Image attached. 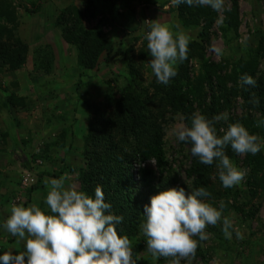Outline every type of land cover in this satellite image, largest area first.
I'll list each match as a JSON object with an SVG mask.
<instances>
[{
	"label": "rangeland",
	"instance_id": "obj_1",
	"mask_svg": "<svg viewBox=\"0 0 264 264\" xmlns=\"http://www.w3.org/2000/svg\"><path fill=\"white\" fill-rule=\"evenodd\" d=\"M10 1L17 9L15 36L27 45L28 54L17 70L0 68V255L5 251H13V254L24 251V241L11 236L2 227L10 215L12 203L25 207L36 203L48 213L44 203L46 181L65 174L66 186L74 185L80 190L77 179L78 171L83 167V138L91 119L85 108L86 103H99L107 94L116 97L121 95L128 79L124 58L128 56L129 62L138 67L143 78L141 88L147 89L149 96L155 92L152 85L163 87L156 81L147 63L151 59L145 39L150 30L147 21L157 20L168 25L174 33L183 32L190 42L199 41L198 35L205 24L203 17L197 19L196 16H188V22L184 24L177 15V6L171 0H115L111 13L98 15L93 23L86 25H94L102 33L101 37L108 46L106 49L110 50L109 56L106 51L100 53L95 70L87 71L77 66L76 47L66 44L54 28L59 11L69 3L81 8V0ZM96 1L99 2L98 8L105 11L104 8L108 6H104L100 0ZM234 2L238 17L236 31L235 27H227L224 22V12L230 10ZM32 4H36L35 9L39 6L38 9L35 13H27L25 8L31 9ZM190 7L194 8L193 12L203 7L214 13L204 60L223 64V74L227 75L222 84L225 90L229 92L232 88L234 81L231 72L234 68L256 57V78H261L260 96L264 98V0H224V7L220 11L198 4ZM49 54L52 62L49 72H46L41 60ZM179 65H189L191 82L202 77L201 63L196 58L190 59L187 64H178L177 69ZM236 81L235 86H240V79ZM206 92L203 84L202 94ZM10 96L18 99L20 104H6ZM225 113L228 120L219 121V129H226L232 117L242 119L246 115L255 122L254 129L262 144L258 153L264 160V125L256 126L258 121L264 120L261 114L251 109L248 111L240 97L220 115ZM182 123V117L177 115L162 126L161 145L165 152L166 168L160 171L154 168L153 161L149 162L152 174L146 179L150 186L143 189L139 197L143 205L149 203L152 195L169 188L183 187L186 192L193 190L191 181L186 178V170L191 162L190 149L175 136L176 129ZM231 153L233 156L229 158L234 165L246 170L245 179L232 188H225L215 166L209 182L216 193L202 199L214 207L223 201L228 206L236 203L235 206L239 208L244 204L245 212L249 209H258V212L253 219L247 220L235 212L223 210V215L229 217L233 224L231 238L224 236L222 222L215 226L209 225L206 228L208 238L199 241L204 257L192 259L191 264H264V190H257L258 195L252 199L246 186L251 176L250 168L245 165L246 155ZM53 175L58 176L54 178ZM256 177L264 181V166ZM133 178L139 181L140 175L133 174ZM32 186H37V189L30 192ZM226 192L228 195H222ZM139 239H143L142 243L146 245L147 238L142 231L137 239L131 240L132 245ZM169 259L154 257L147 251L135 260L137 264H168ZM181 264L187 262L181 261Z\"/></svg>",
	"mask_w": 264,
	"mask_h": 264
},
{
	"label": "trees",
	"instance_id": "obj_2",
	"mask_svg": "<svg viewBox=\"0 0 264 264\" xmlns=\"http://www.w3.org/2000/svg\"><path fill=\"white\" fill-rule=\"evenodd\" d=\"M81 3V8L71 3L62 8L56 17L54 28L66 44L76 47L77 66L92 71L98 66L96 64L100 53L106 51L109 56L110 50L106 49L108 46L106 47V41L101 37L102 33L94 25L91 27L86 25L93 23L98 15L111 13L115 0H100V3L108 6L104 8L105 11L98 8L99 2L96 0H81ZM233 4L230 10L224 12V22L227 27L231 25L235 27L236 31L238 17L237 10L234 8L235 2ZM35 6L36 4H32V8H25V11L35 13L39 7L35 9ZM193 9L186 3L177 6V15L184 24H187L188 16H196L197 19L203 17L205 22L198 35L199 41L189 43L188 58L183 62L187 64L192 58L199 60L202 77L191 82L189 65H179L178 75L169 84H162L163 87L152 85L155 92L149 96L148 90L141 88L143 78L138 67L129 62L127 56L124 59L127 64L128 79L121 95L116 97L107 94L99 103H86L85 106L91 119L83 138V167L78 171L77 179L80 190L94 196L95 187L101 185L105 201L111 204L112 212L123 216L122 224L118 225L119 233L127 235L130 240L137 239V235L141 234L140 225L145 220L144 205L140 203L139 197H141L142 190L150 186L146 179L152 174L149 162L153 161L154 168L160 171L166 168L165 152L161 145V131L167 120L179 115L184 124L190 126V118L194 112H199L211 119L213 116H219L221 111L229 110L233 101L238 97L241 98L248 111L251 109L259 112L264 118V98L260 96L262 94L261 78H256L257 58L234 68L231 78L235 83L233 82L232 88L227 92L222 85L227 76L223 74L225 70L223 64L204 60L205 50L209 44L208 31L214 20V13L211 14L209 8L201 7L197 10L198 12H193ZM17 20V9L14 3L10 0H0V68L10 71L20 68L28 54L27 45L15 36ZM37 53L39 55V52ZM42 62H44V71L49 72L52 62L51 55L42 57ZM242 74L252 76L257 82L256 87L235 86L236 79H240ZM203 84L207 90L205 95L202 94ZM253 94L259 100L257 105L250 103ZM19 102L13 96L6 99V104L12 106L20 104ZM195 103H197V109L194 110ZM249 117L246 115L242 119L232 117L229 123L239 121L246 129L257 135L258 132L254 129L255 122L249 120ZM219 126L220 122H217L218 130ZM187 145L190 149L191 145ZM231 151L230 147L226 149L229 157L233 156ZM245 165L251 170L246 186L253 199L258 195L257 190L261 188L264 190V181L256 177L264 166V160L259 153L246 154ZM214 167L215 163L207 166L191 155L186 178L191 181L193 190L204 187L210 194L216 193L214 186L209 182ZM133 174H139L140 180L136 181ZM57 176L53 175L54 178ZM36 189L37 186H32L30 192ZM217 195L220 194L217 193ZM222 195H228V193ZM235 204L232 206L226 204L224 210L235 212L247 220L253 219L258 212V209H249L245 212L246 205L242 204L239 208ZM139 240L132 245L134 259L142 253H147L146 245L142 243L144 240ZM207 250H211V247ZM201 257H204V253L199 242L194 258ZM141 264H147V262Z\"/></svg>",
	"mask_w": 264,
	"mask_h": 264
},
{
	"label": "clouds",
	"instance_id": "obj_3",
	"mask_svg": "<svg viewBox=\"0 0 264 264\" xmlns=\"http://www.w3.org/2000/svg\"><path fill=\"white\" fill-rule=\"evenodd\" d=\"M175 6L198 4L220 11L224 0H171ZM147 62L158 83L167 85L178 75L177 65L188 58L190 38L183 32L174 33L168 25L148 20ZM256 80L248 75L240 76V86L256 87ZM250 103L259 104L253 94ZM227 121V114L207 116L194 112L188 124H180L176 138L190 144V154L201 164L215 163L218 178L225 188L240 184L246 170L238 168L226 153L228 147L237 155H256L262 144L260 137L250 132L239 121L228 123L226 129L216 127L217 122ZM264 125V120L256 126ZM67 174L46 181L44 203L46 213L36 203L27 207L12 203L10 215L2 227L13 237L24 241V251L13 254L5 251L0 264H137L133 257L131 240L121 235L118 225L123 216L112 212L105 201L101 185L94 196L67 185ZM210 193L204 187L186 192L183 187L159 191L143 206L144 222L140 225L146 239V250L154 257L170 258L168 264H191L199 241L208 238L206 228L222 222V231L231 238L233 228L229 217L223 215L225 203L214 207L205 199ZM50 213V214H49ZM237 236L240 233L237 230ZM198 237V240L195 239Z\"/></svg>",
	"mask_w": 264,
	"mask_h": 264
}]
</instances>
